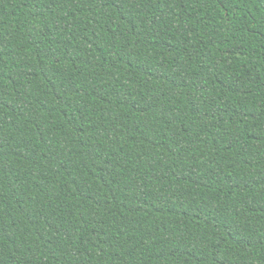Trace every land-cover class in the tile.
<instances>
[{
    "label": "trees",
    "instance_id": "16d2710c",
    "mask_svg": "<svg viewBox=\"0 0 264 264\" xmlns=\"http://www.w3.org/2000/svg\"><path fill=\"white\" fill-rule=\"evenodd\" d=\"M0 264H264V0H0Z\"/></svg>",
    "mask_w": 264,
    "mask_h": 264
}]
</instances>
